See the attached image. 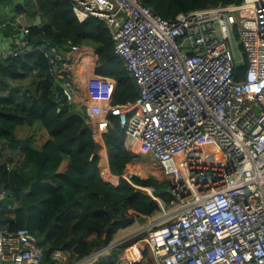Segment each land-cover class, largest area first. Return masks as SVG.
I'll use <instances>...</instances> for the list:
<instances>
[{
  "label": "built area",
  "instance_id": "1",
  "mask_svg": "<svg viewBox=\"0 0 264 264\" xmlns=\"http://www.w3.org/2000/svg\"><path fill=\"white\" fill-rule=\"evenodd\" d=\"M71 1L81 21L97 17L110 27L114 54L140 88L135 102L114 105L116 81L97 75L96 67L83 93L73 68L81 46L66 53L31 46V11L18 10L4 23L14 30L1 36L0 60L44 53L62 94L87 110L94 136L103 137L109 114L117 116L128 149L150 156L162 176L154 177L169 183V202L155 186L136 185L157 201L161 214L140 228L143 237L121 249L117 263L140 264L147 251L155 264H264V0L175 18L141 0ZM236 47L243 79L235 74ZM135 173L128 167L124 176L131 180ZM15 201L0 188V210L15 209ZM112 249L113 243L104 245L72 263L58 251L54 259L96 264ZM43 259L40 239L28 227H0V264Z\"/></svg>",
  "mask_w": 264,
  "mask_h": 264
},
{
  "label": "trees",
  "instance_id": "2",
  "mask_svg": "<svg viewBox=\"0 0 264 264\" xmlns=\"http://www.w3.org/2000/svg\"><path fill=\"white\" fill-rule=\"evenodd\" d=\"M141 1L157 14L175 18L181 12L243 0ZM28 6L43 18L42 25L32 27L31 46L48 44L63 53L71 45L91 46L97 56L95 73L116 81L112 103L139 98L137 81L125 61L115 56V40L104 20L81 21L71 0H29ZM93 64L94 59L89 66ZM244 73V65L236 68L237 79ZM108 118L103 137L94 136L87 110L66 99L50 73L48 58L39 50L0 60V183L20 201L11 229L30 227L44 248L43 264H56L58 251L68 252L72 263L110 244L118 229L135 222L134 212L154 215L159 204L136 185L155 186L167 202L173 198L167 181L124 176L139 157L126 146L119 118L111 114ZM23 125L30 133L21 147L23 160L9 167L5 153L20 148L16 129ZM98 142L103 150H98ZM105 158L113 177L103 173ZM102 173L110 179L121 177L115 184ZM100 263L117 264V258L110 255Z\"/></svg>",
  "mask_w": 264,
  "mask_h": 264
},
{
  "label": "crops",
  "instance_id": "3",
  "mask_svg": "<svg viewBox=\"0 0 264 264\" xmlns=\"http://www.w3.org/2000/svg\"><path fill=\"white\" fill-rule=\"evenodd\" d=\"M17 6H21L23 8L22 9H17ZM18 10L31 11L32 14H33L32 19L35 18V22H36L37 17L40 16L42 21H41V23L39 25H42V23H43L42 16L39 15L38 13L37 14L33 13L34 11H36V8L29 9L28 5L19 4L18 0H7V2L6 1L5 2H1V4H0V32H3V33L6 32L7 34H9L8 33L9 29H11L10 32H12L14 30V26L13 25L5 26L4 23L12 17L14 12H16ZM81 48H82L81 51L77 53V55L80 56L79 61L77 59L75 60V62L73 64V68H74V70H76V72H78V75L76 76L77 81H78V85H79L78 87H79V89H81L83 91V93L86 94L85 82H86V80L88 78V73L83 71V70H85L90 65V62L93 59H94V61H96L97 60V56L95 54V51L93 52V50H95L93 47H91V46H82ZM94 56H95V58H94ZM93 71H94V68L92 69L91 72H93ZM94 76L97 77V75L93 73L92 77H94ZM25 84H26V86H28L29 82H26ZM20 128H24L23 130H25V129L28 130V133H29V127L26 126V125H23V126H19L16 129V134H17L18 129H20ZM17 136H18V134H17ZM26 137H24V138H20L19 137L20 140H22V143L20 144V148H17V149H14V150H10V151L5 153L6 154V158L4 159V162L9 167H12L13 165L22 162L23 154H22V151H21V147L25 144L24 142L26 140L25 139ZM100 149L103 150L101 144L98 142V150H100ZM106 163L108 165V162H106ZM118 177L120 178L121 176L118 175ZM118 177H116V179H114V178L110 179L109 178V180L112 181L113 183L117 184L118 183V179H117ZM14 200H16V197L14 198ZM15 202H16V205H18V201L16 200ZM17 208L18 207H16V212H17L16 214L18 216ZM134 213L137 215L135 222L133 224H131V225H128L126 227L118 229L114 233V238H113V241L111 242L114 245V249H112L111 253L116 258L119 256V254L121 252V249H124L129 244L133 243V241L135 242V240L138 238L136 231H139V229L141 227H143V225H142L143 222H145L147 217H149V216H146V215H141L138 212H134ZM9 215L10 214L0 215V225L4 224L6 221H11V220H12V225L15 223L17 216L16 217H9ZM5 216H8V217L6 218ZM151 216H153V215H151ZM114 252H117V253L115 254ZM146 253H147V251L145 252V254ZM61 255L64 258H67L68 261H70V254L68 252L61 251ZM100 262H101V260L99 262H97L96 264H101ZM152 262H153L152 264H155V262L153 261V258H152ZM140 264H142V263H140Z\"/></svg>",
  "mask_w": 264,
  "mask_h": 264
},
{
  "label": "rangeland",
  "instance_id": "4",
  "mask_svg": "<svg viewBox=\"0 0 264 264\" xmlns=\"http://www.w3.org/2000/svg\"><path fill=\"white\" fill-rule=\"evenodd\" d=\"M2 35H4V33L3 32H0V39H1V36ZM93 52H94V50H93ZM236 53H237V64H238V66H242L243 65V63L240 61V59H241V53H240V49L238 48V47H236ZM71 61H73V60H70V62ZM96 61H94V64H93V66L90 68L89 66L86 68V69H88V78H87V80H86V82H85V88H87V81H88V79H89V77L91 76L92 77V75H93V73L94 72H91L92 71V69L93 68H95L96 66H97V63H95ZM79 67V66H78ZM85 69V70H86ZM84 70V71H85ZM76 71V70H75ZM76 75H77V72H76ZM86 93H87V91H86ZM24 128H20V129H18V131H17V134H18V136L20 137V138H24V137H26V136H28L30 133H28V130H23ZM38 134V133H37ZM34 136V135H33ZM26 140L28 139V137H26L25 138ZM8 152V151H7ZM128 167L130 168V170L131 171H135V172H137V173H135V174H137L138 176H140V177H142V178H148V177H150V176H155V174H158V176L159 177H162L161 176V174H160V172L158 171V169H157V167L153 164V161H152V158L150 157V156H148V155H141L140 156V158H139V160H137L136 162H132V163H130L129 165H128ZM102 175H103V173H102ZM103 177L105 178V179H107V180H109V177H107V176H104L103 175ZM118 184V183H117ZM19 200H18V205H19ZM161 214V211H159L158 213H156V214H154L153 216H149V217H147V219H146V221L145 222H143V226H146V225H148V224H150L151 223V221L154 219V218H156V217H158L159 215ZM30 228V227H29ZM140 230V229H139ZM138 232L139 231H136V233H137V236H138V238L136 239V240H138L140 237H143L144 236V234H138ZM135 240V241H136ZM134 242V241H133ZM115 254L117 253V252H114ZM113 255V254H112ZM109 256V255H108ZM107 255L106 256H104V257H102L100 260H102V259H104V258H107L108 257ZM153 262H152V258H151V256L148 254V252L145 254V256H144V260H143V262H142V264H152Z\"/></svg>",
  "mask_w": 264,
  "mask_h": 264
},
{
  "label": "bare ground",
  "instance_id": "5",
  "mask_svg": "<svg viewBox=\"0 0 264 264\" xmlns=\"http://www.w3.org/2000/svg\"><path fill=\"white\" fill-rule=\"evenodd\" d=\"M106 162H107V158L102 160L103 173H105L107 176H111L110 169H109ZM0 188L4 191L6 198L14 200L16 195L12 191H10L4 184L0 183ZM16 213H17L16 207H15V209L4 208V209L0 210V215L10 214L9 217H16L17 216ZM5 217L7 218L8 216H5ZM0 227H3L6 230L11 229L12 228V220L6 221L4 224L0 225Z\"/></svg>",
  "mask_w": 264,
  "mask_h": 264
},
{
  "label": "water",
  "instance_id": "6",
  "mask_svg": "<svg viewBox=\"0 0 264 264\" xmlns=\"http://www.w3.org/2000/svg\"><path fill=\"white\" fill-rule=\"evenodd\" d=\"M41 21H42L41 17L38 16L37 19H36L35 25L36 26L39 25L41 23Z\"/></svg>",
  "mask_w": 264,
  "mask_h": 264
},
{
  "label": "clouds",
  "instance_id": "7",
  "mask_svg": "<svg viewBox=\"0 0 264 264\" xmlns=\"http://www.w3.org/2000/svg\"><path fill=\"white\" fill-rule=\"evenodd\" d=\"M29 228V227H28ZM30 229V228H29ZM31 230V229H30Z\"/></svg>",
  "mask_w": 264,
  "mask_h": 264
}]
</instances>
